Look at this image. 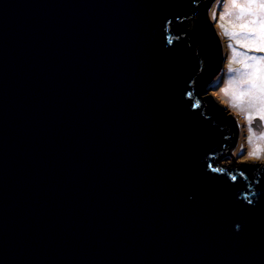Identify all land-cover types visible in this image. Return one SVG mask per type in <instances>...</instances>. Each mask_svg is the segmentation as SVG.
<instances>
[{
  "label": "water",
  "instance_id": "95a60500",
  "mask_svg": "<svg viewBox=\"0 0 264 264\" xmlns=\"http://www.w3.org/2000/svg\"><path fill=\"white\" fill-rule=\"evenodd\" d=\"M218 1L0 0V264H264Z\"/></svg>",
  "mask_w": 264,
  "mask_h": 264
},
{
  "label": "rangeland",
  "instance_id": "374dc122",
  "mask_svg": "<svg viewBox=\"0 0 264 264\" xmlns=\"http://www.w3.org/2000/svg\"><path fill=\"white\" fill-rule=\"evenodd\" d=\"M209 12L226 44L224 80L216 76L209 86L240 113L234 155L224 154L228 158L223 160L246 171L254 162L264 163V145L254 142L264 132V52L259 50L264 10L249 6L248 0H219ZM255 116L262 120L261 128L251 126Z\"/></svg>",
  "mask_w": 264,
  "mask_h": 264
},
{
  "label": "flooded vegetation",
  "instance_id": "af4514ba",
  "mask_svg": "<svg viewBox=\"0 0 264 264\" xmlns=\"http://www.w3.org/2000/svg\"><path fill=\"white\" fill-rule=\"evenodd\" d=\"M220 51H221V48H220ZM221 66H220V68H219V71L217 72V73H219V75H217L219 78H220V82L221 81H223L224 80V63H223V61L225 60V58H224V56H222V52H221ZM214 78V77H213ZM212 78V79H213ZM211 79V80H212ZM210 80V81H211ZM209 81V82H210ZM208 82V83H209ZM207 83V84H208ZM223 87V86H222ZM207 98H209V99H211V97H209V96H207ZM212 101V100H211ZM214 103V102H213ZM215 104V103H214ZM216 105V104H215ZM218 108H220L221 109V112H222V117H224L223 119V121L225 122V127H226V130H227V140L229 141V144L228 145H224V147H223V149H222V151L221 152H219L218 154H217V156L215 157V159L216 158H219L220 156H222V154H223V156H222V160L224 159V158H228V156H226V155H224V154H226L228 151L230 152V153H232L233 155H234V152H233V150H234V148H235V146H236V142H237V135H238V126H237V124H236V120H235V118L233 117V116H230V115H228L227 113H225V111H224V107H222V106H220V105H216ZM256 117V116H255ZM254 117V118H255ZM261 128V127H260ZM220 159H221V157H220ZM223 168H226V169H235L236 171H238V172H240L239 170H237V168L236 167H234L232 164H226V163H224L223 165H221ZM231 166V167H230ZM232 167H234V168H232ZM258 169H260V168H254L253 169V171H249L248 173H243V172H240L244 177H245V179L249 182V183H252L253 182V179L252 178H254V175L256 174L255 172H257L258 171ZM241 171H244V170H241ZM252 172H254V173H252ZM251 174H254V175H251ZM252 176V177H251Z\"/></svg>",
  "mask_w": 264,
  "mask_h": 264
},
{
  "label": "snow or ice",
  "instance_id": "6c2138e0",
  "mask_svg": "<svg viewBox=\"0 0 264 264\" xmlns=\"http://www.w3.org/2000/svg\"><path fill=\"white\" fill-rule=\"evenodd\" d=\"M248 5L249 6H253V5H257L261 10H264V0H248ZM261 43L259 46V50L261 52H264V25H262L261 27ZM261 59H264V57H262Z\"/></svg>",
  "mask_w": 264,
  "mask_h": 264
},
{
  "label": "bare ground",
  "instance_id": "6f19581e",
  "mask_svg": "<svg viewBox=\"0 0 264 264\" xmlns=\"http://www.w3.org/2000/svg\"><path fill=\"white\" fill-rule=\"evenodd\" d=\"M232 14H233V10H231ZM225 95V94H224ZM226 96V95H225ZM264 132H261L259 135H256L254 138V142L258 143L257 145L261 144V145H264ZM255 143V144H256Z\"/></svg>",
  "mask_w": 264,
  "mask_h": 264
},
{
  "label": "trees",
  "instance_id": "16d2710c",
  "mask_svg": "<svg viewBox=\"0 0 264 264\" xmlns=\"http://www.w3.org/2000/svg\"><path fill=\"white\" fill-rule=\"evenodd\" d=\"M182 22H183V21H182ZM185 26H186V25H185ZM187 29H189V28H187ZM191 29H192V28H191ZM191 29H190V30H191ZM199 99H200L201 102H205L206 99H207V97H202V96L199 95ZM252 173H254V172H252ZM251 175H253V174H251ZM251 177H252V176H251Z\"/></svg>",
  "mask_w": 264,
  "mask_h": 264
}]
</instances>
